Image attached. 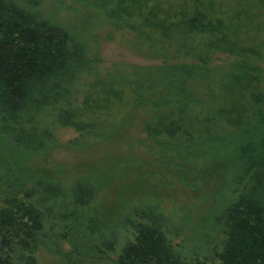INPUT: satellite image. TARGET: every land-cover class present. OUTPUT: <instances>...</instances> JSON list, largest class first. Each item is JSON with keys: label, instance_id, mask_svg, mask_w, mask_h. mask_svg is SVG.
I'll return each instance as SVG.
<instances>
[{"label": "trees", "instance_id": "16d2710c", "mask_svg": "<svg viewBox=\"0 0 264 264\" xmlns=\"http://www.w3.org/2000/svg\"><path fill=\"white\" fill-rule=\"evenodd\" d=\"M73 1L162 64L102 69L99 49L45 12L61 0H0V264H40L41 247L87 238L105 183L95 172L67 185L29 160L56 148L62 129L78 134L76 150L115 140L139 110L160 167L189 184L195 167L204 185L224 169L230 200L217 205L201 249L174 243L180 219L138 202L122 216L130 237L116 264H264V0ZM216 54L231 62L213 67ZM99 231L92 250L106 245Z\"/></svg>", "mask_w": 264, "mask_h": 264}, {"label": "rangeland", "instance_id": "374dc122", "mask_svg": "<svg viewBox=\"0 0 264 264\" xmlns=\"http://www.w3.org/2000/svg\"><path fill=\"white\" fill-rule=\"evenodd\" d=\"M61 1L62 8L49 4L45 12L87 41L92 50L99 49L103 59L102 69L117 63L144 68L162 64V60L145 57L134 50L130 44L131 35L112 33L101 18H95L93 12L81 4L73 0ZM229 62L231 59L227 56L218 54L211 61L215 68H224ZM145 120L146 113L137 111L115 140L88 150L72 148L70 142L78 134L70 128L62 129L58 133L59 145L56 148L29 160L27 167L32 172L67 185L79 178L92 177L95 172H99L97 175L105 181L95 204L88 208L90 228L87 233L90 235V232L100 230L96 235L106 236V245L92 250L91 246L99 241L89 235L75 242L55 240L37 252L40 264H116L123 241L130 237L119 228L122 216L140 201L143 204L139 205L140 208L152 209L156 204L167 216L185 223L183 236L175 239L174 243L202 248L203 229L211 223L217 205L225 206L230 200L223 187L222 176L226 171L218 170L214 181L210 179L209 184L204 185L198 180L195 167H191L185 176L192 186L195 185L194 190L179 173L160 167V163L148 154V142L143 132ZM105 172L111 179H105ZM115 231L121 232L117 238L120 240L116 239V248L112 251L107 245L114 243L115 238L111 235Z\"/></svg>", "mask_w": 264, "mask_h": 264}]
</instances>
